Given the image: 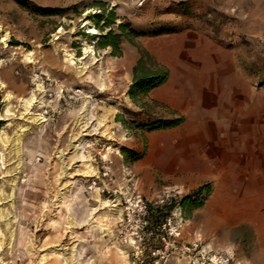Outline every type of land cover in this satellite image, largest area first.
<instances>
[{
    "label": "rangeland",
    "instance_id": "374dc122",
    "mask_svg": "<svg viewBox=\"0 0 264 264\" xmlns=\"http://www.w3.org/2000/svg\"><path fill=\"white\" fill-rule=\"evenodd\" d=\"M119 23L113 53L99 36ZM84 40L94 52L71 63L60 48L81 57ZM142 48L168 68L165 83L216 91L188 98L192 113L132 100ZM127 172L146 201L174 193L185 241L264 264V0H0V264H69L59 251L74 264H150L120 240L110 205Z\"/></svg>",
    "mask_w": 264,
    "mask_h": 264
},
{
    "label": "built area",
    "instance_id": "2783aa9c",
    "mask_svg": "<svg viewBox=\"0 0 264 264\" xmlns=\"http://www.w3.org/2000/svg\"><path fill=\"white\" fill-rule=\"evenodd\" d=\"M106 156L107 153H103L104 160H108ZM108 170L109 167L104 174H108ZM127 175L126 184L119 187L118 197L112 198L111 203L121 208L118 236L132 247L139 262L146 260L150 264H166L174 256L184 264H245L235 261L228 251L204 245L199 237L185 241L181 212H176L174 208L158 221H153L149 216L150 206L174 202V193L165 191L158 199L146 201L135 179L129 172Z\"/></svg>",
    "mask_w": 264,
    "mask_h": 264
},
{
    "label": "trees",
    "instance_id": "16d2710c",
    "mask_svg": "<svg viewBox=\"0 0 264 264\" xmlns=\"http://www.w3.org/2000/svg\"><path fill=\"white\" fill-rule=\"evenodd\" d=\"M109 17H112V13ZM111 18H108L105 22L109 23ZM125 23H119L118 28L120 32H113L109 29L105 34L99 36L101 45H110L113 53H120L119 43L120 37L125 35ZM134 32V31H133ZM168 76V68L161 62H159L148 50L140 49L139 56L136 59L132 68V82L128 87V94L134 101H139L144 97L152 88L164 83ZM180 121L179 118H173L171 124H177ZM186 200V199H184ZM172 203L166 205L150 206V214L158 211L157 216H151L153 221L163 216L172 207ZM150 216V215H149Z\"/></svg>",
    "mask_w": 264,
    "mask_h": 264
},
{
    "label": "crops",
    "instance_id": "0c3cea01",
    "mask_svg": "<svg viewBox=\"0 0 264 264\" xmlns=\"http://www.w3.org/2000/svg\"><path fill=\"white\" fill-rule=\"evenodd\" d=\"M136 58H137V56L135 55L131 59V61L129 62V63H131L130 66L133 65V62L136 60ZM198 85H199L200 89L196 88V86H193L194 90L190 91V90L185 89V88H187V86L184 84L181 87L182 89H180V87H179V89H176V87L172 84V82L169 84L164 82V83L152 88L147 93V95L145 97L148 99H151V100H156L159 103L167 104V105L174 107V108L184 109V107H185V109L187 111L192 113V111H191L192 108L190 106L189 107L187 105L183 106V103H186L188 101V98H190L191 96L195 97L196 95H199L201 93L202 94L203 93L204 94H210L213 91L215 92L217 89V84L213 85L212 83H210L207 85V82H199ZM227 86H228V84L226 83L225 87L227 88ZM229 87H231V86H229ZM189 88H191V87L189 86ZM226 90H225V93H227ZM180 105H182V106H180ZM224 115H227V113H225ZM148 158L150 160V157H148ZM151 162L152 161H150V164H152ZM135 173H136V171H135ZM135 182L137 185L139 184L138 186H139V189L141 190L142 187L139 183L138 177L135 179ZM123 184H126V182H123Z\"/></svg>",
    "mask_w": 264,
    "mask_h": 264
},
{
    "label": "bare ground",
    "instance_id": "6f19581e",
    "mask_svg": "<svg viewBox=\"0 0 264 264\" xmlns=\"http://www.w3.org/2000/svg\"><path fill=\"white\" fill-rule=\"evenodd\" d=\"M89 32H92V33H97L98 32V30L96 29V27H93V28H91L90 30H88ZM83 43H84V47H83V52H84V54H83V56L81 55V57H76L75 55H74V53L72 52V51H70V49H68V48H66V47H64V46H62V48H60V51H62L63 53V55L65 56V58L67 59V60H69L71 63H76V61H79V62H81L82 61V58H84L87 54H88V52H90V51H93V46H92V44H89L86 40H84L83 41ZM94 52V51H93ZM92 52V53H93ZM91 54V53H90ZM26 56V55H25ZM29 56V55H28ZM88 56V55H87ZM27 57V56H26ZM83 62V61H82ZM77 66V65H76ZM2 82V81H1ZM3 83V82H2ZM3 85H4V83H3ZM7 93H9V92H7ZM7 96V95H6ZM7 97H10V96H7ZM35 95H34V91H32L31 93H30V95H26V96H22L21 98H20V100L23 102V104L25 105V107H26V109L27 108H29L32 104H33V102L35 101ZM88 109V108H87ZM34 114V113H33ZM37 114V113H36ZM79 116V115H78ZM82 121H84V119L82 120ZM23 129H21V131H22ZM84 133V132H83ZM82 133V134H83ZM81 134V135H82ZM20 135H21V132H18L17 133V135H16V138H17V140H18V142H19V138H20ZM74 143L72 144V147L74 148V150H77V149H80L81 147H80V144H81V141H82V137L81 138H73V140H72ZM60 156V155H59ZM249 169V168H248ZM65 193V192H64ZM61 199V198H60ZM103 202V201H102ZM110 205H111V202H110ZM68 223H69V225L70 226H73L74 224H75V222L76 221H74L70 216H68V221H67ZM68 225V226H69ZM91 225V224H90ZM66 245V244H65ZM74 246V245H73ZM76 247V246H75ZM71 248H72V246H71ZM65 252V251H64ZM77 253V252H76ZM59 254L61 255V257H64V259H65V261L67 262V263H69V264H74V262H75V259L72 257V259H71V261L69 262V259L66 257V256H64V253L62 252V251H59ZM77 257V256H76ZM41 259H43L44 261V263L46 262V258H45V255H42L41 256Z\"/></svg>",
    "mask_w": 264,
    "mask_h": 264
}]
</instances>
